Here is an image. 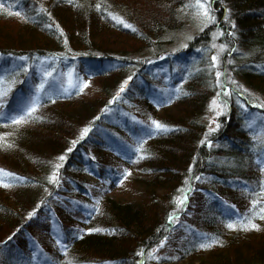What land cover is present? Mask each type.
<instances>
[{
    "label": "trees",
    "instance_id": "trees-1",
    "mask_svg": "<svg viewBox=\"0 0 264 264\" xmlns=\"http://www.w3.org/2000/svg\"><path fill=\"white\" fill-rule=\"evenodd\" d=\"M0 2V75L15 77L5 110H17L46 82L36 111L42 119L19 127L0 123V133H10L3 139L13 144L0 147V168L28 178L0 185V264H50L49 258L51 264H264V220L253 218L258 229L226 227L229 219L239 223L249 214L251 199L264 201L258 189L252 195L261 177L256 161L264 159V146L252 136L264 127V108L237 102L264 98V0H211L216 20L203 31L199 26L186 48L166 45L193 17L184 8L190 0ZM217 29L224 35L214 38ZM213 43L229 47L213 49ZM217 51L222 70L251 95L230 96L227 112L211 118L209 103L219 88L207 65ZM46 70L51 77H44ZM69 73L73 84L96 80L101 96L89 101L80 88L59 84ZM128 76L120 98L109 104ZM149 117L170 129L146 137L142 150L151 155L140 159L135 146ZM86 125L89 134L80 139ZM209 127L215 128L210 146L200 143ZM72 140L76 146L59 162ZM57 162L59 187L46 179ZM125 181L138 184L141 199L113 194ZM181 186L191 190L177 209L173 198ZM32 209L36 213L28 217ZM88 228L106 231H83ZM58 231L70 244L67 254L55 244ZM165 236L166 252L159 247L154 255L160 259L148 257ZM212 237L223 243L194 247ZM141 249L144 255H138Z\"/></svg>",
    "mask_w": 264,
    "mask_h": 264
},
{
    "label": "snow or ice",
    "instance_id": "snow-or-ice-1",
    "mask_svg": "<svg viewBox=\"0 0 264 264\" xmlns=\"http://www.w3.org/2000/svg\"><path fill=\"white\" fill-rule=\"evenodd\" d=\"M69 3L72 2V0H68ZM78 6V5H77ZM97 10L101 9V4L97 3L95 5ZM185 10L188 8L192 9V16L194 19H196L200 24V30L203 31L204 27H207L209 24H212L216 17L213 15V8H212V2L211 0H190L189 3L184 5ZM4 9V3L0 2V10ZM103 11H107V9H103ZM16 15H20V12L17 11L15 13ZM109 16L113 20H115L117 23L122 24L124 27L133 29V25L126 22L122 17L118 15H114L112 13H108ZM225 19H227V15L225 16ZM47 27L51 28L52 25L49 24ZM58 27V26H57ZM62 32V30H61ZM224 35L219 29L216 30V32L213 34L214 38ZM229 35H234V33H229ZM193 37L191 35L187 36V40H192ZM188 45L185 43H181V48H186ZM213 49L218 50H224L229 47L226 43H220L215 44L213 43L211 45ZM172 51H176V49H173ZM167 55V53L165 54ZM22 61H26L28 58L26 56H21L19 58ZM230 62V61H229ZM28 64L25 63L21 67V71H27L28 70ZM222 62L219 58L218 51L213 52V54L210 57V62L207 65V71L212 74L214 73L215 76V84L214 86L219 88V91L217 92V95L214 96L210 102V109L213 110L215 116H220L221 114H224L227 112L228 109V103H229V97L232 95H235L237 97H242L245 94H249L247 89H243V92L238 91V89L242 88V85H237V82L235 80H232L230 75L228 74L226 69H223ZM44 77H51L52 71H44L43 72ZM132 79V76H128L123 82H121L119 88L116 90V94L112 97L111 100H109V104H111L114 100H118L120 98L121 93L125 90L126 85L128 84V81ZM229 82L234 86L231 91L229 89ZM45 81H41L40 84L36 86V94L33 95L28 102L22 104L19 106V108L15 111H7L5 110V105L8 104L7 97L9 96V93L15 84V77H12L11 79H6L5 75H0V123L6 122L8 125H15L19 127L22 124L28 123L31 120H37L42 119L43 117L37 116L36 111L41 103V89L45 87ZM68 84L72 85L73 87H78L81 90L84 86L88 84V81H80L77 80L75 84H73L71 73H69V79ZM66 90V89H65ZM173 97L166 98V101L168 103L171 102V99ZM47 99L51 101L52 97L49 95L47 96ZM238 104L241 108H247L248 105H256L260 108H264V102H259L258 99H252V100H239ZM108 106L105 105L104 111H108ZM150 124L147 125L146 130L144 131L143 136L139 139L137 145L135 146V152L134 155H136L138 158L142 159L147 155H151L150 152H147L143 149L144 140L146 137L154 136L157 134V132L166 133L169 131L170 126L164 123H161L159 120L152 119L149 117ZM141 124H144V121H140ZM210 124H214L216 128L219 127V123L217 121L209 119ZM255 123V121H253ZM90 131V126L86 125L84 126L80 132H79V138L83 139L86 136H88ZM215 131V128L209 127L207 129V132L205 133L204 139L200 141L201 144H207L211 145L212 141L208 139V134ZM10 135V133H0V147H12L13 144L11 141L7 139H3V137H6ZM253 141H257L261 146H264V127H261L260 133L258 135L252 136ZM77 140L71 141V147L65 149V153L61 154L59 157H57V160L59 162H63L67 157L66 153H69L73 150V148L76 146ZM253 147L255 148L256 145L254 144ZM55 163L52 165L51 173L46 177V179L54 184L55 186H60V179H59V169L62 167L61 163ZM257 164L259 165V172L261 173L260 182L257 186V188L252 189V195L255 196L257 189L259 191V194L264 196V159L257 158ZM189 171H191V167L189 168ZM129 173V170H125L124 175H127ZM5 177L12 178L11 181H6ZM28 178L19 176L17 173L8 171L6 169L0 168V185L4 187L10 186L12 182H23L27 180ZM188 177H185V181H188ZM192 179H200L199 176H193ZM191 187H185L181 186L180 189L177 191L180 193V195L174 197V201L177 205V209L184 206L188 201V193L190 192ZM249 189L246 187L245 192H248ZM99 201H97V204ZM235 207L234 205L232 206ZM96 211H99V208H95ZM176 209L173 210L175 213ZM36 213L35 209H32L27 213L28 217H33ZM248 213L243 217L239 218V223L233 222L231 219H229L226 223V227L228 229H241V230H249V229H258L260 227L259 224L254 222V217H259V219L264 220V201H258V199L253 198L250 201V207L248 209ZM169 221L173 220V216L170 215L168 217ZM83 231L86 232H93V231H106L105 229H94V228H88L84 229ZM73 235H76V233H73ZM7 239H10L7 238ZM167 240V236L159 239L158 243L152 247L150 250L147 251V256L151 257L153 259H160L158 255H154L156 253L157 249L165 244V241ZM0 243H3L0 241ZM223 242L219 240L216 237H212L210 240L206 238V242L198 243L194 245V247H198L200 249H207L212 247L213 245H220ZM55 244L58 246V249L61 253L67 254L68 248L70 246L69 242H67V237L64 236L62 232H57ZM138 255H144V250L141 249ZM32 258L35 259V255H32ZM50 264H51V258H49ZM55 264H65V261H57ZM66 264H73L72 260H67ZM136 264H142V261H137Z\"/></svg>",
    "mask_w": 264,
    "mask_h": 264
},
{
    "label": "rangeland",
    "instance_id": "rangeland-1",
    "mask_svg": "<svg viewBox=\"0 0 264 264\" xmlns=\"http://www.w3.org/2000/svg\"><path fill=\"white\" fill-rule=\"evenodd\" d=\"M186 19L187 20L184 23L183 27L179 29V31H177V33L174 35V38H173L174 42L171 44H167L166 48H176L180 46L181 43L186 44L187 36L189 35L192 36L196 32L197 28L200 26L199 22L193 17L186 18ZM11 25L13 26V24H10V26ZM68 79L65 78V81L61 80L59 84L65 85V88L69 89L71 85L68 84ZM82 81H88V84L83 87L82 93H81L84 99L90 101L94 98H97L98 96H101L102 92L99 89L98 83L96 82V80H89L87 77H85V79H82ZM241 85L243 86L242 88L246 89V86L242 82H241ZM257 98L258 100H261L262 102H264V98H262L260 95H258ZM209 106H210V103H209ZM208 111H209V114L212 115L211 118L216 117L214 115L213 110H211L210 107L208 108ZM140 190L141 189L139 188L138 184H134L133 182H130V181H127V182L125 181L119 188L114 190L113 194L115 193L117 196H120V197H126V198L128 197L130 199L132 198L131 200H139L142 198V193ZM166 249H167V245H163L162 247H160L159 251L162 250V252L165 253ZM178 263L184 264L182 263V261H178L176 264Z\"/></svg>",
    "mask_w": 264,
    "mask_h": 264
}]
</instances>
